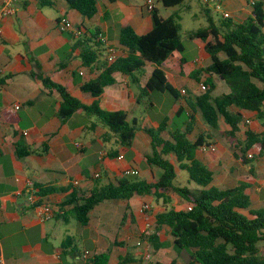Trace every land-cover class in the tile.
I'll use <instances>...</instances> for the list:
<instances>
[{
    "label": "crops",
    "instance_id": "1",
    "mask_svg": "<svg viewBox=\"0 0 264 264\" xmlns=\"http://www.w3.org/2000/svg\"><path fill=\"white\" fill-rule=\"evenodd\" d=\"M48 1L51 4L45 6L37 0H18L13 13L0 19V80L5 79L4 84L0 85V259L5 264H89L88 257L107 254L108 264H122L124 259L130 261L125 264H134L140 260H144L142 264H160L156 258L163 252L172 250L174 255L170 262L176 260L178 264H183L178 261L177 256H182L187 261L189 255L175 251L167 227L163 229L161 241L168 245L154 257L147 258L146 251L145 256H139L142 251L132 247L145 232L147 218L153 223L154 216L165 209L163 207L161 211L152 214L150 211L143 212V204H149L153 208L152 201L155 198L152 196L133 197L128 201L127 211V203L124 201H105L90 212L86 226L79 225L70 217H65L67 221H62L54 216L41 223L29 206L27 180L33 181L36 186L55 189L42 199L57 212L58 205L67 199L73 187L89 191L97 180L106 185L124 178L123 171L128 168L137 169L140 178L149 182L156 181L161 173L156 167L147 165L146 169L141 168L146 163L145 156L151 153L150 140L143 129L156 128L158 122L140 125L141 130L137 132L132 147H122L109 136L107 128L98 124L95 118L94 121L91 120L93 116L85 113H78L67 119L61 116L60 96L45 89L40 79L31 76V73L49 76L53 82L65 86L74 97L90 105L93 100L83 99L80 87L101 73L103 66L100 64L105 56V47L102 44L97 47L100 51L97 63L87 67L82 55L88 49H96L89 39L98 32V35L102 34L106 38L109 46L120 49V27L129 25L138 35L148 33L153 27V19L152 12L147 9V2L152 1L154 4L153 0H97L98 12L91 19L83 18L65 0ZM248 1L216 0V3L221 2L228 12L229 7L234 6L235 11H230L231 15L236 14L242 18L240 14L246 13L247 18L251 14ZM204 3L208 4V1L204 0ZM3 5V0H0V10ZM154 8L158 9L155 4ZM62 17L72 22L73 31L61 33L58 30L57 23ZM75 32H80V38H75ZM209 63L210 56L205 51V42L190 39L188 43H184L182 53L174 52L166 60L165 73L169 83L181 96L179 101H175L173 112L179 116L186 111L187 119L189 116L194 117L195 125L190 138L194 140L200 131L210 133L213 137V144L209 149L214 158L209 153L200 151L196 156L213 171V185L225 189L245 182L247 176L244 172L251 167L243 164L237 149L230 152L231 144L222 136V132L228 127L220 122L219 130L212 131L203 122L199 111L194 109L196 98L201 94L199 84L210 76L204 75L198 82L192 75ZM152 70V66H147L146 74L139 75L141 80L136 83L129 76L116 74L115 83L106 87L98 98L100 107L106 111H124L128 120L130 112L140 102L146 105V110L154 108L155 104L149 97L139 101L140 95L137 97L131 91L134 84H139L142 88ZM212 79L217 91L223 81L215 76ZM228 92L227 87L223 93ZM8 108L21 117L18 124L5 122L3 110ZM242 114L240 135L245 131L244 123L249 129L255 130L252 125L256 113L245 111ZM168 118L170 123L172 121L168 125L169 129L173 125V118ZM25 119H31L30 124L28 128H21ZM247 119L250 123L246 122ZM189 121L184 122L181 129ZM88 123L90 126H87ZM25 132L28 134L25 135ZM217 132L228 142L226 146L220 147L215 143ZM18 149L29 154L19 157ZM119 156H122V160L117 159ZM225 157H233L235 163L225 166L222 163ZM95 173H99V178L94 177ZM74 181H79V186H73ZM185 206L181 203L180 207L175 208ZM70 209L71 206L64 207L67 213ZM124 213L128 215L125 221ZM60 224L64 226L63 229ZM70 226L76 230L82 243L85 241V230H88V238L93 246L91 250H85L82 254L79 252ZM169 252L167 251L168 254ZM85 253L89 254L87 258H84Z\"/></svg>",
    "mask_w": 264,
    "mask_h": 264
},
{
    "label": "trees",
    "instance_id": "2",
    "mask_svg": "<svg viewBox=\"0 0 264 264\" xmlns=\"http://www.w3.org/2000/svg\"><path fill=\"white\" fill-rule=\"evenodd\" d=\"M41 5H50L48 0H37ZM68 6L83 18L91 19L98 12L97 0H65ZM164 7L175 8L187 0H160ZM249 5L251 14L239 21L232 18L215 20L209 8L203 7L207 25L189 33L191 40L205 42V51L210 56V63L205 68L194 71L192 77L203 81L205 91L195 102L203 122L212 131L219 130L220 122L228 129L222 136L237 149L244 165L254 159H264V0H254ZM153 27L138 35L129 25L120 27L118 42L122 55L110 65H104L101 73L80 87L83 99L93 100L90 105L74 97L62 84L55 83L51 77L42 73H31L40 79L43 87L56 92L61 98L60 115L65 118L78 113L93 116L98 124L108 129V134L115 143L131 148L138 131L141 130L136 119L128 120L124 111H106L100 107L98 98L104 89L115 83V75L129 76L136 83L139 75L146 74L147 66L153 70L141 88L139 101L148 98L151 93H167L175 101L181 99L178 91L169 83L165 73V62L174 53L184 51L181 37L180 12L164 18L159 10L152 11ZM80 31V30H79ZM90 42L95 50L88 49L83 55L87 67L95 65L98 58L97 47L101 46L98 32L92 35ZM100 70V69H99ZM223 81L228 93L215 95L216 84L212 77ZM5 79L0 80V85ZM255 112L262 129H247L240 137L243 123L242 112ZM3 118L8 124H18L21 117L11 109L3 110ZM189 123L184 129L177 127L168 130L169 118L166 117L156 128L143 129L150 140L151 153L145 156L148 166L158 168L161 173L156 181L149 182L140 177H124L106 185L96 181L89 191L73 187L67 199L58 205L55 218L67 221L65 217L76 220L81 226L89 223L90 212L105 201L121 200L126 202L125 211L129 210L128 201L135 196H152L159 202L163 200V211L154 216L152 228L143 232L140 239L148 243L147 258L154 257L168 243L161 241L163 229L167 227L172 237V246L178 254L186 252L189 260L186 264H264L260 255L259 244L264 241V207L252 209L249 190L251 180L231 188H218L213 185L214 173L196 156L202 147L209 148L213 143L210 133L200 131L193 140L190 135L195 125L194 117H188ZM96 125V123H94ZM166 133V136H165ZM18 147V146H17ZM211 158L212 151L208 150ZM17 150V156L28 155ZM116 155V152L114 153ZM251 156V157H249ZM185 172L187 183L196 185V190L177 184L178 173ZM39 195L46 196L55 189L37 186ZM176 195L182 204L181 209L166 208ZM71 206L70 211L64 207ZM191 210H188V207ZM128 215L124 213L123 221ZM107 254H95L88 257L89 264H108ZM130 262L124 259L122 264ZM170 264H178L172 260Z\"/></svg>",
    "mask_w": 264,
    "mask_h": 264
},
{
    "label": "rangeland",
    "instance_id": "3",
    "mask_svg": "<svg viewBox=\"0 0 264 264\" xmlns=\"http://www.w3.org/2000/svg\"><path fill=\"white\" fill-rule=\"evenodd\" d=\"M208 4L207 7L209 8L212 17L215 20H220L222 18V15L220 12H217L215 10V4H216V0H207ZM155 6L158 8L159 13L162 17H168L170 16L175 10H179L180 11V16L181 19L179 20V23L181 24V37H182V41L184 43H188L190 41V39L188 38L189 33L196 31L198 29H202L207 25L206 22V17L203 15L202 12V8L206 7V4L204 3V0H187L183 5L175 7V8H166L163 6L162 2L160 0H153ZM187 6H189V9H187ZM248 7V6H247ZM234 6H230L229 10L232 12L235 11ZM226 10V9H225ZM229 11V12H230ZM242 16V18H245L247 16L246 13L244 14H240ZM233 20L235 21H239L240 19H242L240 16L238 17V15L236 14H232L231 17ZM227 90L226 85L221 82L218 86L217 91L214 94H221L223 92H225ZM131 91L133 93H135L137 95V97L140 95V91H141V86L139 84H134L133 87L131 88ZM147 99V98H146ZM152 103L155 104V107L149 110H146V105L143 102H140L139 104H136L134 106V109L132 112H130V120L136 119L139 123V125H143L145 123H150V122H158V124H160L164 118L166 117H170L173 118V125L171 126V128H169L170 130L176 129L177 127L182 128L183 127V123L187 122V113L186 111H183L179 116H176V114L173 112V105L175 103V100L169 95V94H162L159 92H153L151 93V96H149L148 98ZM149 100H146L147 102H149ZM142 101V100H141ZM22 114V111H21ZM30 120L31 119H25L20 127L21 128H28L29 124H30ZM92 121H94V117L91 118ZM170 123V122H169ZM168 123V125H169ZM261 121L257 119V117H255L254 119V124L252 125V128L255 130H261ZM172 124V121L171 123ZM223 125V124H222ZM87 126H90L89 123ZM250 127H248L245 123L243 124V130L249 129ZM168 129V130H169ZM216 138H215V143L217 142L219 144L220 147L226 146V144L228 143L219 132H217L216 134ZM166 136V133H165ZM241 138H243V133L240 135ZM230 152L235 151V149L230 146ZM130 156L127 157V159H129ZM231 158V159H230ZM235 163V159L233 157H225L222 159V163L225 164V166H227L228 164H232ZM247 165H249L251 168L247 169L244 174L245 176L248 177L249 180H251V187L249 190V194L252 198V205L251 208L252 209H260L264 207V159H254L252 162H249ZM142 169H146L147 168V164L143 163L141 166ZM177 173H178V179H177V184L181 185V186H186L188 188H190L191 190H196V185L192 182L191 184L187 183V179L188 176L185 172H181L178 168H177ZM140 177V176H139ZM132 178V177H129ZM246 180V178H245ZM247 181V180H246ZM261 195V196H260ZM162 199L159 200V202H157V200H153L152 201V205L153 208L150 210V213H154L155 211H159L160 209L162 210L163 206V200L161 202ZM181 202L180 199L178 198V196L173 195L172 196V202L167 205V208H171V207H180ZM160 210V211H161ZM152 223L151 219L147 218V221L145 222V226L146 224ZM60 227H62L63 229V225L60 224ZM71 235L76 237L77 240V245H78V249L79 252L82 254L85 250H91V248H93L91 240L88 238L89 237V232L88 230H85L84 233V239L85 241L82 243L80 241L79 236L77 237V233L76 230L73 229L71 226L69 227ZM78 238V239H77ZM62 239V237H61ZM88 239V240H86ZM139 241L140 245L137 244V242ZM58 246H60L58 244ZM132 247L135 249H137L141 254H139V256H145L144 255V251H148V243L140 240H136L134 245H132ZM259 249H260V255L264 256V241H262L259 244ZM167 251H170L169 254L167 253ZM165 252H163L158 258H156L157 262L160 264H168V262H170V260L172 259L174 252L172 250H167ZM86 252V251H85ZM177 254L175 253V256ZM147 256V254H146ZM154 259V258H153ZM177 259L180 263L186 264L187 261H185L183 259L182 256H177ZM140 260V259H139ZM142 262H144V260H140V262H135L134 264H142ZM83 263V262H81Z\"/></svg>",
    "mask_w": 264,
    "mask_h": 264
},
{
    "label": "built area",
    "instance_id": "4",
    "mask_svg": "<svg viewBox=\"0 0 264 264\" xmlns=\"http://www.w3.org/2000/svg\"><path fill=\"white\" fill-rule=\"evenodd\" d=\"M17 1L18 0H3L4 5L0 10V19L4 16H7V15L13 13L14 5ZM254 3H255L254 0L248 1L249 5H253ZM147 9H148V11H152L154 9V4L152 3V1L147 2ZM215 10L217 12H220L223 18H230L231 17V13L225 10V8L221 2H217L215 4ZM57 27L61 33L70 32V31L74 30L72 22L66 17H62L58 21ZM74 36L76 39L80 38V32H75ZM98 40L105 47V56L102 59V62L100 64L101 66L104 67V65L112 64L117 57L122 55V51L120 49H117L115 47L108 45L106 38L102 34L98 35ZM199 87H200L201 93L205 91V85L203 82H201L199 84ZM183 93H185V91H183ZM15 108L19 109L18 106H16ZM246 122L250 123V120L247 119ZM24 134L27 135L28 132H25ZM76 146L78 148H80V145L77 144ZM208 150H210V149L207 147H202L200 149V152L208 153ZM249 157H251V156H249ZM117 159L122 160V156L117 157ZM123 175L125 177H129V176L138 177L140 175V173L137 169L128 168V169L123 171ZM99 176H100L99 173L94 174L95 178H99ZM79 184H80L79 181L73 182V186H75V187L79 186ZM26 185H27L28 203H29V206L31 208H33L37 220L41 223H44V222L54 218L56 211L54 210V208L52 206H50L48 203H46L42 199V197L39 195V189H37V186L34 184V182L31 180H27ZM17 194H20V192H18ZM150 210H151V206L149 204H143V207H142L143 212L150 211ZM188 210H191L190 206L188 207ZM151 228H152V223L146 224L145 231L149 230ZM138 244L140 245V243H138ZM88 255H89L88 253H85L84 258H87ZM0 264H5V262L2 259H0Z\"/></svg>",
    "mask_w": 264,
    "mask_h": 264
}]
</instances>
